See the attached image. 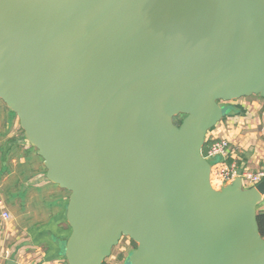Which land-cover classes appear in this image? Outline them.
Here are the masks:
<instances>
[{"label": "water", "instance_id": "1", "mask_svg": "<svg viewBox=\"0 0 264 264\" xmlns=\"http://www.w3.org/2000/svg\"><path fill=\"white\" fill-rule=\"evenodd\" d=\"M253 95L264 0H0V99L70 192L68 264L124 237L118 264H264V179L217 189L203 154Z\"/></svg>", "mask_w": 264, "mask_h": 264}, {"label": "crops", "instance_id": "2", "mask_svg": "<svg viewBox=\"0 0 264 264\" xmlns=\"http://www.w3.org/2000/svg\"><path fill=\"white\" fill-rule=\"evenodd\" d=\"M252 97L227 102V113L212 133L231 142L234 159L242 168L257 171L264 170V104ZM4 105L6 110L0 111V199L10 217L3 218L0 209V264H67L70 194L47 178L43 159L25 137L18 116ZM259 209H264V200Z\"/></svg>", "mask_w": 264, "mask_h": 264}, {"label": "built area", "instance_id": "3", "mask_svg": "<svg viewBox=\"0 0 264 264\" xmlns=\"http://www.w3.org/2000/svg\"><path fill=\"white\" fill-rule=\"evenodd\" d=\"M206 139L212 141L208 146L207 154L204 155L207 159L211 160L218 158L224 161H227L230 158L232 159L230 163L225 164L215 173L216 176L221 178V181L223 183H230L237 178H241L242 183L245 187H252L257 185L264 179V170L254 171L252 169L242 168L238 164V162L234 159V147L227 138L215 136L212 133L211 129L208 132ZM3 207L4 202L0 199V209L2 211V216L3 218L8 219L10 217V214ZM129 241L127 242L128 245ZM114 260L115 258H113L111 261L106 262L107 264H118L114 263Z\"/></svg>", "mask_w": 264, "mask_h": 264}, {"label": "rangeland", "instance_id": "4", "mask_svg": "<svg viewBox=\"0 0 264 264\" xmlns=\"http://www.w3.org/2000/svg\"><path fill=\"white\" fill-rule=\"evenodd\" d=\"M243 98H245V97H243ZM252 99L258 100L262 104H264V98H262V97H260L258 95H253ZM222 103H224V102H222ZM227 106L229 107L230 104H227ZM2 110H6V107H5L4 103H3V101L0 99V111L2 112ZM8 113H10V112H8ZM11 113H12V115H15L16 114V113H14L12 111H11ZM182 118H183V116H178L175 121L178 123L180 120H182ZM214 180H217L218 183L220 184V188L219 189H221V186L222 187L224 186V183L221 181V178L218 177V176H216L215 174H214ZM69 194H70V192H69ZM128 241H129V238L124 237L121 240V243L117 247H115L113 249L112 257L111 258L109 257L106 261H111L115 255H118L119 254V256L115 258L114 263H121L128 256V254L136 247V244L133 241L130 240L129 241V245L127 244L125 251L118 253L119 248L125 246V244Z\"/></svg>", "mask_w": 264, "mask_h": 264}, {"label": "trees", "instance_id": "5", "mask_svg": "<svg viewBox=\"0 0 264 264\" xmlns=\"http://www.w3.org/2000/svg\"><path fill=\"white\" fill-rule=\"evenodd\" d=\"M236 108H233L232 107V112L235 110ZM176 120V119H175ZM176 122V121H175ZM181 123V120L176 124H180ZM211 140L209 139H206L205 141V144H204V147H203V154L206 155L207 154V150H208V146L211 144ZM232 161V159L230 158L229 160L227 161H224L222 159H218V158H215V159H211L210 162L212 164V182H213V185L219 189L220 188V184L218 183L217 180H214V174L222 167L224 166L225 164L227 163H230ZM257 220H258V225H259V229H260V233L261 235L264 237V209L261 210L259 209V206H258V215H257ZM104 264H107L106 261Z\"/></svg>", "mask_w": 264, "mask_h": 264}, {"label": "bare ground", "instance_id": "6", "mask_svg": "<svg viewBox=\"0 0 264 264\" xmlns=\"http://www.w3.org/2000/svg\"><path fill=\"white\" fill-rule=\"evenodd\" d=\"M212 184H213V182H212ZM214 186V185H213ZM215 187V186H214ZM222 187V186H221ZM216 188V187H215Z\"/></svg>", "mask_w": 264, "mask_h": 264}]
</instances>
